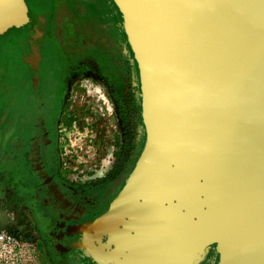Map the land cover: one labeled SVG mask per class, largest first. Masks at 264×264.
Returning a JSON list of instances; mask_svg holds the SVG:
<instances>
[{
	"label": "water",
	"instance_id": "95a60500",
	"mask_svg": "<svg viewBox=\"0 0 264 264\" xmlns=\"http://www.w3.org/2000/svg\"><path fill=\"white\" fill-rule=\"evenodd\" d=\"M113 2L145 140L84 247L100 264H195L210 244L217 264H264V0ZM27 21L0 0V34Z\"/></svg>",
	"mask_w": 264,
	"mask_h": 264
},
{
	"label": "flooded vegetation",
	"instance_id": "af4514ba",
	"mask_svg": "<svg viewBox=\"0 0 264 264\" xmlns=\"http://www.w3.org/2000/svg\"><path fill=\"white\" fill-rule=\"evenodd\" d=\"M24 2L28 21L23 25H30L33 34L37 35L36 42L40 40L42 46L38 61L41 60L44 49H49L53 52L58 70L52 79L46 74L38 77L34 71L35 62L21 57L25 64L23 65L25 72L23 76L20 74L19 78L21 81L25 78L29 83L34 81V85L29 86V89H19V98L21 97L27 104L17 107L16 103L9 100L3 105L5 108L0 107L1 193L4 190L0 198V208L7 205L15 209L20 218L27 221L25 223L16 219L11 224L12 222L7 220L8 217L0 215V225L10 223L20 231L28 227L43 248L40 264H100L90 256L91 250L84 247V233L81 238L82 245L79 247L73 245L71 238L75 236L78 239L76 231L79 225L94 220L107 208L129 174L127 173L120 183L128 165H134L136 159L134 162L131 161L135 154L133 141L137 122V106L132 103L134 94L128 93L125 101L126 110L121 106V102L116 106L117 120L122 125V146L121 151L114 157L110 169L99 179H90L87 184L71 186L60 177L64 174L57 166L59 157L53 119L54 101L61 88L58 85L59 67L62 66L59 60L61 56L57 55L50 45L47 46L49 41L44 36L39 39L38 34L44 25L56 26L64 46L70 44L73 50L78 51L79 57L90 58L95 66L107 71V75L111 76L109 73L111 68L119 70L121 66L119 62L121 45L116 38L119 15L102 0H24ZM53 39L56 41L55 37ZM3 88L8 89L6 86ZM9 189H13L14 193ZM74 191L79 194L90 193L100 198V205L104 204V208L98 214L80 220L79 224L70 228L68 232L69 228L64 227L60 219L51 214L48 205L50 198L64 199L68 192L72 194ZM83 202L89 204L85 200ZM64 233L68 237H65ZM103 240L106 241L107 248V238ZM218 258L214 244H210L199 255V263L217 264Z\"/></svg>",
	"mask_w": 264,
	"mask_h": 264
},
{
	"label": "rangeland",
	"instance_id": "374dc122",
	"mask_svg": "<svg viewBox=\"0 0 264 264\" xmlns=\"http://www.w3.org/2000/svg\"><path fill=\"white\" fill-rule=\"evenodd\" d=\"M102 1L107 3L116 15H119L116 38L121 45L119 57L121 66L119 70L112 67L109 72L111 76L107 75V71L95 66L90 58L79 57L78 51L73 50L70 44L64 46L56 26L44 25L38 34L39 39L44 36L49 41L47 46L50 45V48L52 47L62 59L59 58L62 66L59 67L58 77V85L61 88L54 101L53 119L59 157L57 166L64 174L60 177L68 181L71 186L84 185L90 179H99L110 169L114 157L121 151L122 146V125L117 120L115 110L119 102L124 109L126 108L125 101L128 93L134 94L132 103L137 106L133 141L135 154L131 159L132 162L140 153L145 140L138 70L130 43L123 30L121 13L113 0ZM54 37L58 42L54 41ZM36 38L37 35L33 34L30 25L10 27L0 34V107L5 108L3 105L9 100L16 103L17 107L27 104L25 100L19 98V89H29V86L34 85V81L29 83L25 81V78L23 81L19 78L20 74L23 76L25 72L22 58L35 62L34 71L38 77L46 74L49 79H52L55 76L58 68L53 52L44 49L42 58L38 61L42 46L40 40L36 42ZM5 86L8 89H4ZM132 165H128L120 183L130 172ZM0 180H2L1 177ZM4 187L6 188L5 185ZM9 191L14 193L13 189ZM3 194L4 190L1 196ZM91 196L90 193L79 194L74 191L72 194L68 192L64 199L50 198L49 211L54 217L60 219L64 227L69 228V232L70 228L79 224L80 220L98 214L104 208V204L100 205V198ZM81 199L89 204H85ZM92 221H85L79 225L76 231L78 239L75 236L71 238L75 247L82 245V235L91 226ZM64 235L67 236L65 233ZM195 264L200 263L195 262Z\"/></svg>",
	"mask_w": 264,
	"mask_h": 264
},
{
	"label": "built area",
	"instance_id": "2783aa9c",
	"mask_svg": "<svg viewBox=\"0 0 264 264\" xmlns=\"http://www.w3.org/2000/svg\"><path fill=\"white\" fill-rule=\"evenodd\" d=\"M0 215L8 217V222L23 220L15 209L2 205ZM28 228V227H27ZM25 228L16 230L12 225H0V264H40L43 248L38 243L34 233Z\"/></svg>",
	"mask_w": 264,
	"mask_h": 264
},
{
	"label": "bare ground",
	"instance_id": "6f19581e",
	"mask_svg": "<svg viewBox=\"0 0 264 264\" xmlns=\"http://www.w3.org/2000/svg\"><path fill=\"white\" fill-rule=\"evenodd\" d=\"M87 236H88V238H89L90 241H93L92 240L94 238V235L93 234L87 233ZM101 253H103V252L101 251Z\"/></svg>",
	"mask_w": 264,
	"mask_h": 264
},
{
	"label": "crops",
	"instance_id": "0c3cea01",
	"mask_svg": "<svg viewBox=\"0 0 264 264\" xmlns=\"http://www.w3.org/2000/svg\"><path fill=\"white\" fill-rule=\"evenodd\" d=\"M2 185L0 184V198L2 197L1 195H2V193H1V191H2V187H1ZM1 219V218H0Z\"/></svg>",
	"mask_w": 264,
	"mask_h": 264
}]
</instances>
